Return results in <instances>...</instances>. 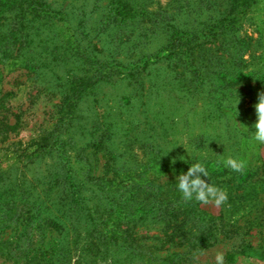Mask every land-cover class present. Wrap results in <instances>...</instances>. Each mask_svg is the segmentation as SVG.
I'll return each mask as SVG.
<instances>
[{
	"label": "trees",
	"instance_id": "trees-1",
	"mask_svg": "<svg viewBox=\"0 0 264 264\" xmlns=\"http://www.w3.org/2000/svg\"><path fill=\"white\" fill-rule=\"evenodd\" d=\"M169 1L181 5L183 13L191 6L213 11L219 4V0ZM224 1L218 16H212L211 12L190 29L176 28L168 22L166 45L128 66L100 61L79 48L71 52L80 74H65V82L60 85L63 99L52 127L14 151L17 158L28 162L55 154L53 166L60 177L49 190L60 189L58 207L63 210L57 209V212L68 213V222L52 215L55 207L46 202V197L38 203L31 201V194L24 191L17 201L12 190L0 191L2 228L22 208L28 219L36 222L37 243L21 247L14 254V264H71L77 242L71 241L72 223L85 235L77 264H95L98 259L109 260L110 264H182L180 253L160 258L154 247L138 244L135 229L158 224L164 244H187L191 249L200 250L214 244L215 226L226 219L232 208L238 212L240 205L243 208L257 194L249 186L255 176L253 169L246 166L243 173H237L227 168L224 160L229 155L242 159L244 144L253 139L255 132L254 105L259 93L264 92V60L261 59L264 38L240 34L258 0ZM138 14L136 0H109L101 23L121 26L136 21ZM67 16L64 7L52 8L47 0H0V76L25 48L31 22L39 19L62 23L67 21ZM217 43L221 52H210L208 48ZM165 63L167 69L170 64L174 66L170 80L175 84L174 90L181 94L180 101L190 103L191 109L182 119L174 120L170 116L161 119V135L157 140L139 130L136 122L137 125L122 133L117 146L120 149L109 144L110 133H103L98 141L83 144L78 157H83L88 148L94 152L103 150L105 175H110L107 179L105 175L94 176L86 157L82 159L84 162H78L81 166H75L76 159L71 162L66 149L69 142L63 137L73 127L77 107L84 96L113 77L133 80L149 66ZM10 95L13 94L0 91V142L17 126L7 122ZM127 105L128 102L116 108L124 115V110H129ZM119 124L122 127L121 121L111 120L107 130ZM196 162L203 163L209 171V177L204 179L228 192V202L222 206L224 212L217 217L205 212L195 200L185 202L178 191L177 176L186 173ZM167 175L172 179L159 182V177ZM70 219L73 221L69 223ZM29 228L32 230V226ZM241 253L246 257L256 255L250 246L244 247ZM0 254L11 256V248L0 243ZM93 257L95 260H91ZM233 258V254L227 255L229 261Z\"/></svg>",
	"mask_w": 264,
	"mask_h": 264
},
{
	"label": "rangeland",
	"instance_id": "rangeland-1",
	"mask_svg": "<svg viewBox=\"0 0 264 264\" xmlns=\"http://www.w3.org/2000/svg\"><path fill=\"white\" fill-rule=\"evenodd\" d=\"M47 2L52 8L64 7L68 12L67 21L53 24L35 19L31 22L25 48L19 51L20 56L12 60L0 76L1 94H13L7 99L10 107L6 113L7 122L10 125L17 123L15 130L9 132L7 138L0 142V191L12 190L17 196V201H20V194L24 191L31 194V201L38 203L46 197V202L55 207L51 211L52 215L66 222L69 214L61 215L57 212V209L63 210L58 207L60 189L57 187L49 190V187L55 184L54 180L60 177L53 166L56 161L55 154L36 162H28L17 158L14 151L25 147L29 141L52 127L63 99V89L60 85L65 82V74H80V68L71 59V52L79 48L100 61H115L128 66L141 56L154 54L166 45L170 30L167 28L168 22L176 28L190 29L191 26H196V23L202 22L211 12L212 16H218L226 2L219 0L218 7L213 11H207L206 8L201 11L198 10L199 7L191 6L183 13L181 5L172 4L169 0H136L139 13L137 20L121 26L101 23L109 0ZM249 18L242 27L241 36L264 38V0L257 1ZM208 49L210 52H221L218 43ZM248 52L250 50L247 55ZM261 59L264 60V53ZM167 67L166 63L151 65L133 80L113 77L84 96L77 107L73 127L63 137L65 142H69L66 149L71 162L76 159L75 166H81L78 162L86 157L94 176L103 177L106 169L105 153L103 150L94 152L92 148H88L83 157H78L83 144L98 141L103 133H110L112 138L109 144L114 149H120L117 146L122 133L137 125L136 122L139 130L150 133L157 140L161 135V119L169 116L174 120L183 118L191 109L190 103L184 99L180 101L181 94L174 90L175 84L170 80V70H173L174 66L170 64L168 69ZM178 67L177 72L180 71ZM127 102L129 110H124V115L120 114L116 107L124 106ZM111 120L121 121L123 129L119 124L117 128L108 131V123ZM177 136L182 137V134ZM240 158L246 161V166L253 169L255 176L249 181V186L252 190L255 189L257 194H253L251 200L244 203L243 208V205H240L238 212L237 208H232L226 219L216 224L215 242L212 246L198 250L189 248L187 244H164L163 231L158 224L138 226L134 231L137 243L154 247L157 249L156 255L160 258L180 253L182 264H210L216 251L224 252L225 264H264V144L254 139L245 142ZM109 177L110 175L104 176L106 179ZM159 178V182L172 179L169 175ZM200 207L216 217L224 212L222 206ZM65 209L67 208L65 207L64 211ZM3 217L4 215H1L0 220ZM34 220L32 222L28 219L22 208V211L11 215L9 223L3 228L0 223V243L8 245L12 254H0V264H14V254L21 247H26L30 242L37 243ZM72 221L70 219L69 223ZM82 232L72 223L71 241L75 239L77 242L74 245L75 257L71 264L78 263L77 256L81 254L85 239ZM32 236L34 239L30 241ZM246 246L254 249L256 255L246 257L242 254L241 250ZM228 254L234 255L232 261L227 259ZM95 264H110V261L98 259Z\"/></svg>",
	"mask_w": 264,
	"mask_h": 264
},
{
	"label": "clouds",
	"instance_id": "clouds-1",
	"mask_svg": "<svg viewBox=\"0 0 264 264\" xmlns=\"http://www.w3.org/2000/svg\"><path fill=\"white\" fill-rule=\"evenodd\" d=\"M239 103V102H238ZM257 120L254 124L255 132L253 139L260 144H264V92L259 93L258 102L254 105ZM181 160L184 157H180ZM176 161L173 160V164ZM224 164L230 170L243 173L246 169V161L229 155ZM204 177H209V171L203 163L196 162L191 164L186 173L177 176L176 182L178 191L185 202L195 200L202 206L219 208L227 204L229 196L226 189L209 183ZM202 255V254H198ZM210 264H225V254L216 251Z\"/></svg>",
	"mask_w": 264,
	"mask_h": 264
}]
</instances>
